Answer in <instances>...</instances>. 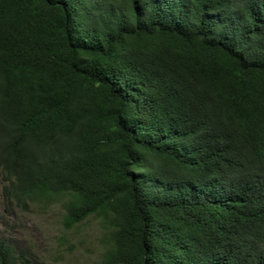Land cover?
<instances>
[{
  "label": "trees",
  "instance_id": "16d2710c",
  "mask_svg": "<svg viewBox=\"0 0 264 264\" xmlns=\"http://www.w3.org/2000/svg\"><path fill=\"white\" fill-rule=\"evenodd\" d=\"M0 202L101 264H264V0H0Z\"/></svg>",
  "mask_w": 264,
  "mask_h": 264
},
{
  "label": "rangeland",
  "instance_id": "374dc122",
  "mask_svg": "<svg viewBox=\"0 0 264 264\" xmlns=\"http://www.w3.org/2000/svg\"><path fill=\"white\" fill-rule=\"evenodd\" d=\"M60 205L32 206L26 213H7L0 202V233L40 264H101L99 228L92 220L73 228L62 225Z\"/></svg>",
  "mask_w": 264,
  "mask_h": 264
}]
</instances>
